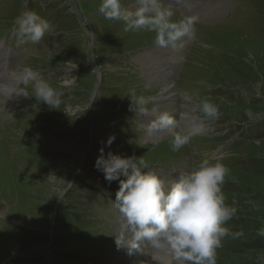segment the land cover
<instances>
[{"label": "rangeland", "instance_id": "rangeland-1", "mask_svg": "<svg viewBox=\"0 0 264 264\" xmlns=\"http://www.w3.org/2000/svg\"><path fill=\"white\" fill-rule=\"evenodd\" d=\"M121 2L125 8L134 3ZM200 2L220 0H194ZM100 3L0 0V44L7 46L0 47V56L11 53L9 71L30 68L61 94L59 108L52 109L36 99L22 75L8 85L0 82V264H154L151 250L129 254L118 248L125 224L109 213V201L99 212L93 204L94 188L114 198L119 188V181L109 184L96 167L101 148L105 155L143 158L149 165L144 171L178 164L181 174L204 158L221 161L230 169L223 184L226 203L234 202L237 213L225 225L229 235L217 249V264H264V0H233L229 10L227 3L225 15L197 22V40L184 61L186 47L163 70L158 62L149 65L162 70L163 81L178 68L168 78L176 94L161 112L178 118L188 111L181 92L196 102L209 97L220 110L206 134L175 152L169 131L147 145L138 113L129 108L140 97L144 108L152 107L153 97L167 87H155L128 58L154 45L155 33L125 32L122 21L99 13ZM25 10L52 25L39 44L21 43L15 19ZM212 10L210 15L222 9ZM64 79L75 83L62 86ZM8 88L31 101L8 97ZM167 260L161 254L162 264Z\"/></svg>", "mask_w": 264, "mask_h": 264}, {"label": "clouds", "instance_id": "clouds-1", "mask_svg": "<svg viewBox=\"0 0 264 264\" xmlns=\"http://www.w3.org/2000/svg\"><path fill=\"white\" fill-rule=\"evenodd\" d=\"M181 4L191 10L194 0H134L131 7H135V11L123 7L121 0H101L99 13L108 20L122 21L125 32L155 33L153 44L156 47H171L180 52L197 40L198 22V18L190 14L174 18L176 7ZM15 25L21 43L39 44L52 30L47 19L31 10L17 16ZM23 75L25 83L33 84L37 100L52 109L59 108L61 94L47 80L30 68H25ZM74 83L75 79H64L62 86ZM132 95L135 96V90ZM179 95L190 109L174 118L167 111L153 108L155 119L147 127L149 133L169 131L174 152L188 145L194 137L206 134L210 130L208 121L220 116L218 106L209 97L196 102L187 92ZM145 102L143 97L138 98L133 103L134 110L147 114L149 110L143 107ZM113 141L114 137H110L109 147ZM96 167L109 184L119 181L112 203L124 220L125 231L116 237L118 248H126L129 254L151 250L154 264H162L161 254L168 257L167 264H217V249L229 235L225 225L237 213L234 202L233 205L226 203L223 191L225 178L230 173L226 165L204 158L181 173L178 179L166 182L160 174L144 171L149 165L143 158L123 157L113 152L105 155L101 148ZM259 234L264 236V228Z\"/></svg>", "mask_w": 264, "mask_h": 264}, {"label": "bare ground", "instance_id": "bare-ground-1", "mask_svg": "<svg viewBox=\"0 0 264 264\" xmlns=\"http://www.w3.org/2000/svg\"><path fill=\"white\" fill-rule=\"evenodd\" d=\"M0 47H2V44H0ZM9 55L11 54V53H8ZM8 60V57H6V59H5V61H7ZM149 71V70H148ZM168 75V74H167ZM167 78V77H166ZM17 82V81H16ZM2 83V82H1ZM5 84H7V83H5ZM17 84V83H16ZM8 85V84H7ZM15 87H17V86H15ZM168 87H163V92H165L166 91V89H167ZM18 92H17V91ZM4 92V91H3ZM6 92V91H5ZM7 93V95H8V97H10V98H17L18 99V102H21V103H27L29 100L31 101V99H30V97H29V94H27V93H24L23 91H21L20 89H15V88H8V92H6ZM23 103V104H24ZM166 111V110H165ZM3 132V131H2ZM170 135V134H169ZM171 138V137H170ZM170 140V139H169ZM168 140V141H169ZM169 143V142H168ZM162 144H164V142L162 143ZM231 156V155H230ZM196 158V157H195ZM243 180V179H242ZM259 191V190H258ZM167 264V263H166Z\"/></svg>", "mask_w": 264, "mask_h": 264}, {"label": "crops", "instance_id": "crops-1", "mask_svg": "<svg viewBox=\"0 0 264 264\" xmlns=\"http://www.w3.org/2000/svg\"><path fill=\"white\" fill-rule=\"evenodd\" d=\"M138 126H142L140 123L137 124Z\"/></svg>", "mask_w": 264, "mask_h": 264}]
</instances>
